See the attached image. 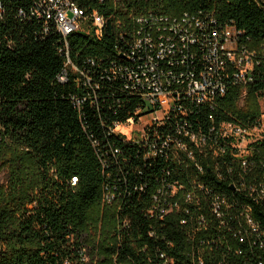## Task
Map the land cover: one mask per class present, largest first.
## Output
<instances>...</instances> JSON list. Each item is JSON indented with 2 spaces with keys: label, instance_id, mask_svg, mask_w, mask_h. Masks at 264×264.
<instances>
[{
  "label": "trees",
  "instance_id": "16d2710c",
  "mask_svg": "<svg viewBox=\"0 0 264 264\" xmlns=\"http://www.w3.org/2000/svg\"><path fill=\"white\" fill-rule=\"evenodd\" d=\"M39 1L0 0V264H264V1L72 0L84 16L66 38L32 15ZM186 15L236 29L251 81L227 64L224 94L179 89L128 139L117 126L155 111L129 78L145 64L138 18ZM195 36L165 67H203ZM223 124L261 138L239 157Z\"/></svg>",
  "mask_w": 264,
  "mask_h": 264
},
{
  "label": "built area",
  "instance_id": "2783aa9c",
  "mask_svg": "<svg viewBox=\"0 0 264 264\" xmlns=\"http://www.w3.org/2000/svg\"><path fill=\"white\" fill-rule=\"evenodd\" d=\"M1 9L0 4V16ZM32 15L53 23L63 38H66L72 32L79 30L80 25L78 26L77 22L81 24L84 13L72 0H40L32 10ZM138 23L140 28L133 50L138 55L144 54L145 64L139 66L129 78L135 84L143 86L144 100L149 108L155 110L148 116L167 107L163 111L162 118L154 119L147 126L161 122L172 110H175L176 101L180 98L179 89L196 103H211L217 95L224 94L226 86L223 73L227 69V64L234 68L235 80L241 83L251 81L254 67L253 54L238 47V32L234 27L212 29L209 27L210 24H214L213 21L188 15L178 20L149 16L138 18ZM93 25L100 35L104 20L96 13L93 15ZM196 31L203 36L208 35L209 38L201 48L203 67L199 70L192 67L189 72H174L165 67L167 63L172 68L174 65L187 62L186 52L196 44ZM135 60L133 59V62ZM160 64L163 66L161 67ZM174 91L177 92L176 95H173ZM256 130L258 136L252 138L242 150L239 146L241 138L247 137ZM219 132L223 139L233 142L234 147L239 151L238 156L243 157L248 154V146L261 138L262 128L256 127L248 131L232 124H223ZM144 136L143 132L141 138L135 140Z\"/></svg>",
  "mask_w": 264,
  "mask_h": 264
},
{
  "label": "rangeland",
  "instance_id": "374dc122",
  "mask_svg": "<svg viewBox=\"0 0 264 264\" xmlns=\"http://www.w3.org/2000/svg\"><path fill=\"white\" fill-rule=\"evenodd\" d=\"M264 1V0H263ZM78 26L82 25L79 22H77ZM261 105L263 106V110H264V101L261 102ZM165 109H167V107H164L161 109V111H159L158 113L148 116V117H144L142 119L139 120L138 123L135 122H129L125 125H120L117 127V130L123 134L124 136H126L127 138H132V139H138L141 138L144 129L147 125L151 124L154 119H159L163 117V111H165ZM258 136V131H252L247 137H243L241 138V142H240V148L242 150H244L247 145L252 141V138H256Z\"/></svg>",
  "mask_w": 264,
  "mask_h": 264
}]
</instances>
